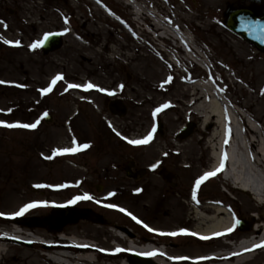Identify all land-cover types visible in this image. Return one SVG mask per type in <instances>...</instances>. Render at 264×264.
I'll list each match as a JSON object with an SVG mask.
<instances>
[{"label": "rangeland", "instance_id": "obj_1", "mask_svg": "<svg viewBox=\"0 0 264 264\" xmlns=\"http://www.w3.org/2000/svg\"><path fill=\"white\" fill-rule=\"evenodd\" d=\"M242 7L261 14L264 0H0V21L4 22L0 24V44L4 46L0 49V80H17L13 85L0 84V121H40L30 131L0 127V213L8 215L27 203L46 202L47 207L31 209L20 217L26 222L36 218L42 224H17L48 241L69 243L59 239L61 234L91 240L102 262L103 253L121 244L111 234L117 225L138 240L158 241L171 253L202 250L203 255L221 253L225 251L221 244L234 243L251 231L252 219L264 213V205L253 193H243L221 174L196 188V180L213 163L208 143L215 126L202 127L201 117L190 106L191 88L200 81L208 84L204 86L216 93L210 99L226 107L239 133L241 120L252 125L257 132V137L252 134L257 145L252 151L258 150L264 157V52L227 25L229 13ZM57 30L63 32L59 48L48 53L42 47L30 48L44 34ZM17 40L20 46H13ZM182 40L194 53L192 60H186L184 53H189ZM57 74L64 79L50 93L42 94ZM168 77L171 82H166ZM89 82L105 91L67 89L69 83ZM119 95L128 107L121 117L114 116L105 104ZM156 108L163 110L154 117ZM76 110L79 114L72 118ZM188 121L195 124L194 132L181 139L178 131ZM149 132L152 142L143 151L141 163L168 150L172 164L167 168L173 173L168 178L149 174L129 180L120 175L115 180L103 174L111 155L94 157L100 154L99 146L44 158L54 149L71 147L74 135L79 137L78 144L90 145L95 136H107L106 141L123 142L127 151L140 153L144 147L127 140ZM103 148L119 152V145ZM258 172L252 164V179ZM145 183L148 187L137 192ZM37 184L48 186L35 187ZM110 192L115 195L109 196ZM85 193L92 199L73 206L90 209L99 219L66 223L55 232L50 224L55 205ZM208 200L229 207L236 220L247 221L249 229L237 227L232 237L212 240L192 235L159 238L142 224L153 230L193 228L185 222L188 204L201 206ZM107 204L117 207H105ZM4 215L0 216L1 228L10 224ZM133 216L142 223H136ZM11 246L0 264H22L29 254L42 250L35 242L14 240ZM256 253L247 264H264V247Z\"/></svg>", "mask_w": 264, "mask_h": 264}, {"label": "bare ground", "instance_id": "obj_2", "mask_svg": "<svg viewBox=\"0 0 264 264\" xmlns=\"http://www.w3.org/2000/svg\"><path fill=\"white\" fill-rule=\"evenodd\" d=\"M157 29L162 32V28L157 27ZM183 43L182 46L189 53H184L187 57L186 60H192L190 55L192 56L194 53L189 50L187 42ZM177 44L180 45L178 41ZM195 59L198 62L202 60L197 54ZM204 84L206 83L200 81L191 88L190 106L201 117L200 125L202 127L215 126L213 132L210 133L211 137L208 143L211 147L210 157L213 160L208 172L214 171L220 166L223 153L226 154L227 152V158L224 160L225 166L221 172L222 177L243 193H253L257 200L264 205V178H262L264 176V157H262L260 151H252V148L257 146L256 140L252 139V134L257 137V132L252 128V125L245 120H241L242 133H239L233 118L228 115L226 107L221 103L218 104L217 100L210 99V94L214 98L216 93L213 92L211 87L207 88ZM228 133L232 139L227 144L225 140H227ZM226 144L228 145L227 149L225 148ZM252 164L259 170L254 179H252ZM241 169L243 170L241 171ZM173 213H176L175 210H173ZM10 217L11 214L4 215V218L10 223L9 227L0 228V263L12 250L11 242L14 240L35 242L42 247V250L35 251L24 258L22 264H37L38 261L45 264H142L141 261H135L133 257H130L132 253L150 259L153 264H247L256 257V250L260 248L252 251L246 250L264 242V213H258L252 219L254 221L252 230L244 234L239 240L234 243L221 244L225 251L204 255L202 250L197 253H181L172 250V254L167 248L164 249L160 246L161 244L158 241L138 240L132 234L126 232L124 227L117 225L116 228L112 229L115 234L112 232L111 234L122 244L120 249H124V251L103 253L105 262H102L100 261V252L91 242L74 235L70 236L67 244L46 242L34 233L27 232V229L17 224V220ZM235 221L236 219L230 208L216 201L208 200L201 206H194L189 203L188 210L185 213V222L194 227L191 231L186 229V226L181 227L180 230L185 229L190 233H196L197 235H192L194 237H211L215 235L214 233H226L229 235L228 237H232L233 232H229L228 229L232 227ZM142 224L144 225V223ZM154 229L155 232L161 230L176 232L174 231L176 229ZM60 236L59 239L65 238V235ZM12 237L16 239H12ZM84 245L88 247H84ZM150 252L156 254L152 256L145 255V253ZM153 256L156 257L152 258Z\"/></svg>", "mask_w": 264, "mask_h": 264}, {"label": "snow or ice", "instance_id": "obj_3", "mask_svg": "<svg viewBox=\"0 0 264 264\" xmlns=\"http://www.w3.org/2000/svg\"><path fill=\"white\" fill-rule=\"evenodd\" d=\"M99 2V0H98ZM67 20H65V23L67 24ZM4 22L3 21H0V24H3ZM256 29L261 33L262 37H264V25H261L258 21H254L253 22ZM6 27V25H5ZM251 27V26H250ZM67 31V30H65ZM60 34H63V33H48V34H45L44 36V39L43 40H40V41H37L36 43H33L32 45H30V48L32 49H35V48H38V47H41L44 42L48 39V37L50 35H60ZM5 44H13L12 41H9V40H4L3 41ZM13 46H20V41L17 40L14 42V45ZM64 79L63 75L62 74H57L51 81V83L43 88L41 90L42 94H47V93H50L52 90H53V86L56 85V83L58 81H62ZM172 80V77H168V80L166 82H171ZM5 83V81H2L0 80V84H3ZM162 86V85H161ZM17 87H23V85H17ZM121 88H123V85H120ZM78 88H82L83 91H89L90 89H93L95 88L97 91H100V92H104L105 89L103 88H99L97 87L96 85L92 84V83H87V84H84V85H81V84H76V83H69L67 84V89H78ZM66 89V90H67ZM108 95H114L115 93L113 92H107ZM169 105H164L163 107H168ZM163 110V108H156L155 111L153 112V116L155 117L157 113L161 112ZM48 113H44V116H47ZM40 123L39 120H37L35 123H5L4 121H0V127H4V128H23V129H35L37 127V125ZM111 127V125H109ZM113 131H115V129H113ZM155 131V129L153 128V132ZM116 135L117 136H120L121 134L119 132H116ZM122 139H125V137H121ZM152 139V133L150 132L145 138L143 139H136V140H133V139H129L127 140V143L131 144V145H143V144H147L151 141ZM228 141L225 140V143H227ZM72 145L73 147L71 148H68V147H65V148H57V149H54L53 150V153L52 155H49V156H45L44 158L45 159H52L54 156H62V155H74L80 151H83L85 149H88L91 147L90 144L88 143H83V144H77V141L75 138H73L72 140ZM165 155H167V153H165ZM226 154H224L222 156V159H221V162H220V166L214 170V171H210V172H206L204 173L203 176L199 177L195 184H196V188L198 189L200 187V185L207 179L215 176L217 174V172L219 171H222L223 170V167H224V160L226 159ZM158 163L157 164H153L151 167L153 170H155L157 167H158ZM48 185H40V184H37L35 185V187H47ZM67 185H60L59 187H66ZM137 192L140 191V189H137L136 190ZM109 196H113L115 195V193H109L108 194ZM92 197L90 195H88L87 193H85L84 195L82 196H75L72 200H70L68 203L69 204H75L77 201H80V200H91ZM193 199H195V191L193 192ZM48 204L46 202H32V203H27L25 205H23L18 211L14 212L13 214H11V217L10 218H15V217H21L23 215H25V213H27L29 210L31 209H34V208H37V207H47ZM56 206H60V207H63L64 205H56ZM105 207H109V208H116L117 206L114 205V204H107L105 205ZM119 211L121 212H125V209L123 208H119L118 209ZM128 215H131V213H126ZM4 215L3 213H0V216ZM134 220H136V223L140 224L142 223L140 220L136 219L135 216L132 217ZM236 224H239V221L236 220L234 225H233V228L235 227ZM145 228H147V230L149 232H152L154 231L152 228L148 227L146 224L143 225ZM233 228H229L228 231L231 232L233 230ZM159 235H162V236H172V237H175L177 235H197L196 233H190L188 232L187 230L185 229H181L179 232H160L158 233ZM217 236L219 235H222V233H216ZM200 239L202 240H207L209 239V237L207 236H200L199 237ZM12 239H16L15 237H12ZM84 247H88L87 245H84ZM264 247V242H261L260 244H257V245H254L252 249H247L246 251H252V250H255L256 248H262ZM117 252H120V251H124V249H116ZM156 253L154 252H150V253H145V255H148V256H152V255H155Z\"/></svg>", "mask_w": 264, "mask_h": 264}, {"label": "flooded vegetation", "instance_id": "obj_4", "mask_svg": "<svg viewBox=\"0 0 264 264\" xmlns=\"http://www.w3.org/2000/svg\"><path fill=\"white\" fill-rule=\"evenodd\" d=\"M107 138L108 137L106 136V139ZM96 139L100 141H97ZM106 139L105 137H101L98 139L97 136H95V141L91 143L92 149L98 148L99 146V150H100V154H94L96 155L94 157L104 156L105 153H107V155H111L109 157L110 160H108L110 165L104 168L103 174L111 175V177L114 178L115 180L120 175L125 178H130L132 180L142 179L144 178V176H147L149 174L157 175L160 177L164 176L166 178L172 176V171L168 170L167 168L169 164L170 165L172 164L171 153H169L168 150L166 151L164 150L163 154L154 156L150 158V160L141 163L142 162L141 156H143L144 154L143 151L148 149L147 146L144 148H140V153L136 151L129 152L126 150L125 147H123L124 145L123 142L118 141L113 143L112 141L110 142L106 141ZM116 145H119V152L117 153L111 150L110 148H108L107 151L106 149L103 148V147L116 146ZM29 149L28 152L30 151ZM165 153H167V155H165ZM112 155H114V158L112 157ZM157 163L159 166L155 170H153L151 166ZM142 170L144 172V176L139 177L140 171ZM145 185L146 184H144V186Z\"/></svg>", "mask_w": 264, "mask_h": 264}, {"label": "water", "instance_id": "obj_5", "mask_svg": "<svg viewBox=\"0 0 264 264\" xmlns=\"http://www.w3.org/2000/svg\"><path fill=\"white\" fill-rule=\"evenodd\" d=\"M254 21H258L261 25H264V16L261 18L256 17L252 11L248 9H240L233 11L230 14L228 24L230 28L239 33L240 35L244 36L254 44H256L259 48L264 50V37H262L261 33L256 29L254 25ZM251 26V27H250ZM59 33V32H54ZM61 42V36L60 35H50L48 39L44 42V48L49 51L53 48H56L60 45ZM112 111L115 113H125L126 107H124L121 104H117L116 102L111 103ZM186 133L183 135L184 137L189 135V133L192 131V124L185 129ZM92 215L85 210H81L74 207L64 206L56 208L54 211V217L60 222L59 226H55L56 228H59L63 223L66 222H75L80 218H87L91 217ZM244 228L243 226H241ZM135 261H141L144 264H151L149 261L140 259V258H134Z\"/></svg>", "mask_w": 264, "mask_h": 264}]
</instances>
